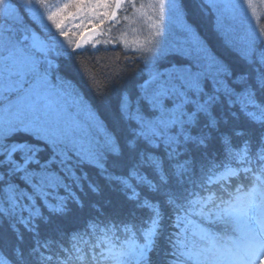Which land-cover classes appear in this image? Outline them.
<instances>
[{
	"label": "snow or ice",
	"instance_id": "1",
	"mask_svg": "<svg viewBox=\"0 0 264 264\" xmlns=\"http://www.w3.org/2000/svg\"><path fill=\"white\" fill-rule=\"evenodd\" d=\"M185 7L0 0V264H264V27L249 23L239 37L224 28L225 15L240 25L255 17L253 0H200L227 59L185 23ZM130 9L149 27L131 49L149 71L121 93L108 125L74 101L89 133L63 118L58 97L71 84L52 83L53 58L83 55L81 41ZM169 19L187 39L165 48ZM165 54L176 59L159 70ZM105 188L123 198L125 218L107 211L110 200L86 199ZM70 216L81 227L66 229Z\"/></svg>",
	"mask_w": 264,
	"mask_h": 264
},
{
	"label": "trees",
	"instance_id": "2",
	"mask_svg": "<svg viewBox=\"0 0 264 264\" xmlns=\"http://www.w3.org/2000/svg\"><path fill=\"white\" fill-rule=\"evenodd\" d=\"M137 0V4H138ZM178 3L180 0H176ZM15 2V0H13ZM56 2V0H54ZM200 0H184L185 4V23L192 26L196 32L199 40L209 48L213 53L222 55L227 59H233L232 56L222 47L221 38L216 31L215 17H209L202 15L199 12ZM257 15L255 16V23L253 28L264 27V4L260 3V0L256 2ZM130 9L127 15L131 12ZM125 13L121 11L118 13L119 18H123ZM124 20V19H123ZM122 20V21H123ZM254 20V19H253ZM107 22V21H106ZM117 22V21H116ZM113 22V23H116ZM125 23V21H123ZM104 25V24H103ZM102 25V26H103ZM223 25L225 30L235 29V35L245 36L247 35L248 28L244 25H240L237 21L230 19L225 15L223 19ZM100 26L99 32L103 30ZM123 24H111L107 26V23L103 26L106 30L111 28V35L101 46L96 48H88L83 55L77 56L75 60H56L53 58V62L60 64V69L57 71L55 68L52 70L51 79L53 84H58L56 77H60L61 80L70 82L71 84V96L78 98L83 103L91 108L97 120L101 123L108 125L114 118L115 109L118 104L120 95L125 90H134L135 85L144 77L147 76L149 67L145 66L142 62H137V57L141 53H134L132 48H125L124 44L119 41L118 36ZM107 33H104L103 36ZM172 39L170 45H181L187 39V33L182 30L178 25L172 28V32L169 34ZM171 45V46H172ZM170 46V47H171ZM187 46V45H185ZM166 47V48H170ZM131 58L132 63L128 62L126 57ZM170 54H165L157 64L159 70H163L165 67H169L172 62L175 61ZM117 77H123L119 79ZM116 78V86L112 87V81ZM31 81V77H27ZM28 86V84H25ZM27 88V87H25ZM97 93H105L104 95H98ZM13 93L10 97L14 96ZM89 121H87L88 128ZM88 131V130H87ZM89 133L94 130L88 131ZM211 151V149H210ZM197 158L199 154L197 153ZM199 167V165H197ZM96 179L95 175L92 176ZM86 199H99L101 202L104 200H110L111 204L107 206V211L110 214H116V219L126 217L127 205H125L123 198L117 192H113L108 188H105L101 197H92L89 195ZM88 210L80 213V215L87 216ZM140 215V214H138ZM198 218L193 217V220ZM65 227L68 230L81 227V223L75 222L72 217H68L64 221ZM223 231V229H221ZM228 234L231 233V227L227 229ZM188 239L190 241H198V237L193 236L192 232L188 233Z\"/></svg>",
	"mask_w": 264,
	"mask_h": 264
},
{
	"label": "rangeland",
	"instance_id": "3",
	"mask_svg": "<svg viewBox=\"0 0 264 264\" xmlns=\"http://www.w3.org/2000/svg\"><path fill=\"white\" fill-rule=\"evenodd\" d=\"M147 2L148 0H139L137 6H139L141 3H147ZM256 2L257 0H253V5L255 8H256ZM128 16L130 17L128 21L123 20V18L121 19L119 18L116 23H113V21H107L104 23V25L106 23H107V26H110L111 24H114V25L123 24V26L121 27V31L118 33L119 34L118 39L123 44L125 41H127L128 47L134 49L136 45L133 44V41L134 40L144 41L149 35V27H148L147 22L144 19L140 18L138 15L134 16L132 11L128 14ZM122 20L125 21V23H123ZM76 23H79V21H76ZM249 23H251V26L254 25L255 23V17H252L250 13L248 15L247 21H245L244 26L248 28L247 26ZM176 25L179 26V24L174 19H169L168 34L164 38L165 48L170 47L172 45V44L170 45V43H172V39L170 38L169 34L172 32V28ZM69 26H71V22ZM103 26H102L103 30L101 32H99V29H97L96 33L94 34L92 33L88 35L87 39L82 44L83 48L85 49L96 48L97 49L99 46H101V44H103L109 38V36L111 35L112 29L109 28L106 30V27H103ZM104 33H107V36L106 35L103 36ZM110 40L112 41V39ZM97 41L99 43H97ZM112 43L114 42L112 41ZM24 87L28 88L29 85L28 86L24 85ZM24 95H25L24 92H17L15 93L14 96H12L11 100L16 101L18 97H23ZM58 99H60V103L63 105V108H64V112H63L64 120L68 121L69 123H71L72 121H79L85 127L87 126V121H88L87 115L85 111L82 109V106H78L76 103H74L76 98L72 97L71 95H65L62 97H58ZM4 103H7V101H0V109H2ZM87 130L90 131L94 129L88 127Z\"/></svg>",
	"mask_w": 264,
	"mask_h": 264
},
{
	"label": "water",
	"instance_id": "4",
	"mask_svg": "<svg viewBox=\"0 0 264 264\" xmlns=\"http://www.w3.org/2000/svg\"><path fill=\"white\" fill-rule=\"evenodd\" d=\"M90 34H92V33H90ZM83 42H84V41H81L82 44H83Z\"/></svg>",
	"mask_w": 264,
	"mask_h": 264
}]
</instances>
